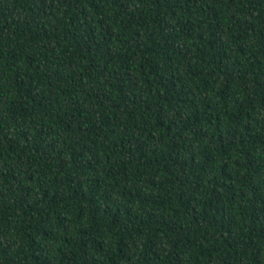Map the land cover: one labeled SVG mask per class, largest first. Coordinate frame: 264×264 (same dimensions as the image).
Segmentation results:
<instances>
[{"label": "trees", "instance_id": "trees-1", "mask_svg": "<svg viewBox=\"0 0 264 264\" xmlns=\"http://www.w3.org/2000/svg\"><path fill=\"white\" fill-rule=\"evenodd\" d=\"M0 264H264V0H0Z\"/></svg>", "mask_w": 264, "mask_h": 264}]
</instances>
